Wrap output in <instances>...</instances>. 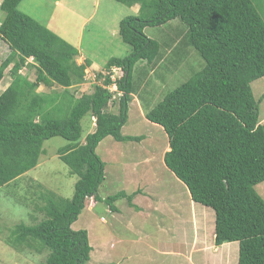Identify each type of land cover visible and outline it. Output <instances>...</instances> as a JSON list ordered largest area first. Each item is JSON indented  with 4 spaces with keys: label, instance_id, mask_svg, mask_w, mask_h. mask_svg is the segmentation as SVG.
I'll list each match as a JSON object with an SVG mask.
<instances>
[{
    "label": "trees",
    "instance_id": "16d2710c",
    "mask_svg": "<svg viewBox=\"0 0 264 264\" xmlns=\"http://www.w3.org/2000/svg\"><path fill=\"white\" fill-rule=\"evenodd\" d=\"M21 1L0 0V40L9 48L0 63V81L6 70L11 79L0 93V188L33 169L44 141L53 137L67 142L57 157L77 179L69 199L50 191L41 194L42 204L36 209L43 218L13 226L6 244L47 252L41 264L89 261L87 232L71 226L87 199L102 201L97 191L104 180V163L96 147L107 136L118 142L142 140L121 134L135 94L133 67L140 60L155 66L160 59V43L148 38L144 29L177 19L185 30L182 44L192 47L204 66L144 117L167 135L166 168L185 185L194 203L213 211V245L237 242V264H264V200L254 189L264 181V123L258 121L259 101L250 87L264 77L262 1L114 0L138 5V13L118 25L131 52L111 57L104 65L107 72L122 71L116 80L121 93L116 114L107 111L114 96L108 89L109 76H103V84L94 83L90 93L75 98L69 92L82 82L90 60L77 64L78 49L21 12ZM29 61L35 67L33 81L20 74ZM53 85L63 90L52 97L37 92L40 86ZM86 115L95 119L94 129L81 140L80 121ZM135 194L120 191L103 201L115 211L116 200L124 198L131 206Z\"/></svg>",
    "mask_w": 264,
    "mask_h": 264
},
{
    "label": "rangeland",
    "instance_id": "374dc122",
    "mask_svg": "<svg viewBox=\"0 0 264 264\" xmlns=\"http://www.w3.org/2000/svg\"><path fill=\"white\" fill-rule=\"evenodd\" d=\"M261 1L264 6V0ZM262 6L259 9H263ZM18 9L76 47L77 64L90 60L82 82L68 89L75 98L90 93L94 83L103 84V74L108 71L104 65L109 58H123L131 52V47L123 43L118 34V25L122 18L136 15L138 5L129 7L114 0H22ZM3 15L0 11V22ZM261 16L264 21V10ZM183 28L174 19L144 29L148 38L160 43V59L151 67L142 60L134 65L135 94L130 97L127 120L121 128L123 136L142 137V140L118 142L107 136L96 147L95 152L104 163V180L97 191L102 201L87 199L71 226L75 231L87 232L92 250L86 264H237V242L226 243L230 248L219 247L207 254L198 247L193 248L194 244L209 243L214 230V213L194 203L185 185L166 168L163 154L168 146L167 135L160 126L144 117L167 93L204 66L196 51L182 44ZM8 54L9 48L0 40V63ZM32 64L29 61L20 71L29 81L35 78ZM116 73L114 76H120ZM10 81L6 70L0 81V93ZM250 87L255 100L259 101L258 121L263 124L264 77L253 81ZM62 90L55 85L40 86L37 92L52 97ZM112 92L114 96L107 111L116 114L121 93ZM80 125L83 140L94 126L88 115L82 118ZM66 144L60 137L44 141L38 164L0 188V264H41L44 261L47 252L16 249L6 244V238L13 226L31 225L43 218L36 209L42 204L41 194L50 191L71 198L77 177L70 175L57 157V150ZM254 189L264 200V181ZM120 191L136 192L132 205L121 198L113 203L116 210L110 211L103 199ZM198 225L202 233L196 231L200 229Z\"/></svg>",
    "mask_w": 264,
    "mask_h": 264
},
{
    "label": "crops",
    "instance_id": "0c3cea01",
    "mask_svg": "<svg viewBox=\"0 0 264 264\" xmlns=\"http://www.w3.org/2000/svg\"><path fill=\"white\" fill-rule=\"evenodd\" d=\"M168 150V146H167V149H166V151ZM165 151V152H166ZM201 212H203V211H201ZM201 227H204V224H203V222H200V224H199ZM198 225V226H199ZM199 226V227H200ZM200 227V229H198V230H196V231H198V232H203V230H202V228ZM213 230V228H211V231ZM212 233V232H211ZM198 234V233H197ZM192 245H193V243H191V251H192ZM228 245H230V244H222L221 246H219V247H221L222 249L223 248H225L226 247V249H228L227 247H229ZM198 247V250H201V251H204V252H206V254L209 252H212V253H214V251H215V249H217V248H219V247H215L214 245H213V234H212V236H211V234H210V241H209V243H203V245L202 244H194V246H193V248H197ZM220 248V249H221ZM230 248V247H229ZM217 250H219V249H217ZM190 253H192V252H190ZM206 254H205V256H206ZM224 256V255H223Z\"/></svg>",
    "mask_w": 264,
    "mask_h": 264
},
{
    "label": "built area",
    "instance_id": "2783aa9c",
    "mask_svg": "<svg viewBox=\"0 0 264 264\" xmlns=\"http://www.w3.org/2000/svg\"><path fill=\"white\" fill-rule=\"evenodd\" d=\"M115 72H119L120 76H114L117 75L114 74ZM103 76H109L110 80H111V85L108 87L109 90H111V88H114V90L111 91H116V80L119 79L122 76V71L119 68H112L110 72H106V74H103ZM92 121L95 123V119L92 118Z\"/></svg>",
    "mask_w": 264,
    "mask_h": 264
},
{
    "label": "clouds",
    "instance_id": "9594fccd",
    "mask_svg": "<svg viewBox=\"0 0 264 264\" xmlns=\"http://www.w3.org/2000/svg\"><path fill=\"white\" fill-rule=\"evenodd\" d=\"M168 151V150H167ZM165 153V152H164Z\"/></svg>",
    "mask_w": 264,
    "mask_h": 264
}]
</instances>
